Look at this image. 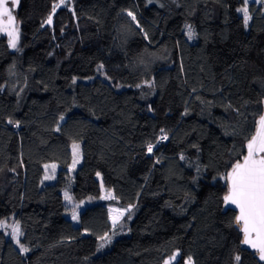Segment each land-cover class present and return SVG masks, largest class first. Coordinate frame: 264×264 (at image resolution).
<instances>
[{
  "label": "trees",
  "instance_id": "trees-1",
  "mask_svg": "<svg viewBox=\"0 0 264 264\" xmlns=\"http://www.w3.org/2000/svg\"><path fill=\"white\" fill-rule=\"evenodd\" d=\"M19 17L18 49L0 33V222L28 251L0 227V264H264L221 178L264 115V0H22Z\"/></svg>",
  "mask_w": 264,
  "mask_h": 264
},
{
  "label": "snow or ice",
  "instance_id": "snow-or-ice-1",
  "mask_svg": "<svg viewBox=\"0 0 264 264\" xmlns=\"http://www.w3.org/2000/svg\"><path fill=\"white\" fill-rule=\"evenodd\" d=\"M247 5L248 0H243ZM16 0H13V6ZM63 3V0H61ZM59 5H54L53 12ZM239 11L243 12L244 23L247 25L250 19L248 15L247 7ZM135 19V16L131 12L128 13ZM7 19L4 20L3 18ZM52 16L48 17L47 23L51 24ZM15 17L12 15L10 8L7 4V0H0V31L6 32L10 37L9 44L12 48L17 47L18 33L14 27ZM11 29V30H9ZM191 28L189 26V36H191ZM75 82V80L73 81ZM61 120L65 117L61 116ZM163 131V130H161ZM166 136H162V139H166ZM79 145L73 144V167L78 160ZM247 152L243 156L242 161H238L231 166L230 171L226 173L222 179L226 182L227 192L223 196V202L225 205H232L235 209H238V215L235 216V223L239 226V230L243 233L242 243L249 245L259 252V258L264 260V116H261L258 122V128L255 133L248 139L246 143ZM147 151L151 153L153 151V145L147 146ZM51 167L55 172V164L45 165V168ZM52 177L46 175L45 179H51ZM64 198L71 203L72 197L68 191H65ZM105 198H111V193ZM78 207V205H77ZM123 216V212H119L117 216L112 217L113 225H115L119 217ZM72 219H77V213L75 210L72 212ZM0 227H7V224L0 222ZM19 224L12 227V238L16 240L20 245L22 252H27L28 249L20 244L18 237L21 235ZM101 240L110 242L107 237H100ZM101 248L104 244L100 245ZM175 259V257H173ZM236 261L239 262L240 257L236 256ZM186 264H191V258H188Z\"/></svg>",
  "mask_w": 264,
  "mask_h": 264
},
{
  "label": "rangeland",
  "instance_id": "rangeland-1",
  "mask_svg": "<svg viewBox=\"0 0 264 264\" xmlns=\"http://www.w3.org/2000/svg\"><path fill=\"white\" fill-rule=\"evenodd\" d=\"M66 1H68V0H66ZM249 1H253V0H249ZM74 2H75V0H69L70 4L74 3ZM21 3H22V0H16L15 5L13 6V0H7V4L10 8V11L12 12V15L15 17L14 27L16 29V32L18 33L17 47L13 48V49H18L20 47V45L22 44V41L24 39V35L22 32V21L20 20V17H19V11H20V7H21ZM3 19L6 20L7 18L4 17ZM9 30H11V29H9ZM0 33L3 34L4 36L8 37V39H10V37L7 35L6 32L0 31ZM169 99H170L169 100L170 101V110L174 111L176 109V107H175V83H174V81H172L170 84ZM171 111H170V115H168L167 117L172 118V112ZM75 144L79 145V149H78L79 155H78V160H77L75 166L73 167V165H72V167H71L72 172H75L78 169V167L82 164V161H83L81 144L80 143H75ZM53 164H55V166H56L55 172H53L51 167L47 168L48 176L52 177L51 179H47L48 182L49 181L52 182L56 179L58 170L60 168V165L57 163L49 164V166L53 165ZM109 193H111V192H108L104 186V198L107 197ZM88 204H92V202L84 200L79 204V208L76 207V208H78L77 210H75V212L77 213V219H75L74 222L76 224H80L81 211L84 210L85 208H87ZM110 212H111L112 217L117 216L119 214V212H123V216L119 217V220L115 225H118L121 222H123L128 215L127 210L119 209V208H115V207H112L110 209ZM70 216L72 218V214ZM13 226H14L13 223L10 224V226H7L8 231H10V233H11L10 235H12V227ZM179 256H180V254L178 252L175 256H173V257H175V259H173V257H172V258L168 259L167 263L168 264H174L175 261L179 259Z\"/></svg>",
  "mask_w": 264,
  "mask_h": 264
},
{
  "label": "water",
  "instance_id": "water-1",
  "mask_svg": "<svg viewBox=\"0 0 264 264\" xmlns=\"http://www.w3.org/2000/svg\"><path fill=\"white\" fill-rule=\"evenodd\" d=\"M264 116V115H263ZM228 207H232V208H234L235 209V207L234 206H232V205H227ZM236 211H238V209H235ZM245 245H247V244H245ZM252 248V247H251ZM253 250H255V251H257L256 249H254V248H252ZM258 252V251H257Z\"/></svg>",
  "mask_w": 264,
  "mask_h": 264
}]
</instances>
